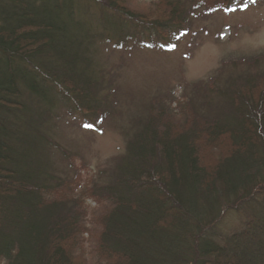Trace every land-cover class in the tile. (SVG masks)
Returning <instances> with one entry per match:
<instances>
[{
    "label": "trees",
    "instance_id": "obj_1",
    "mask_svg": "<svg viewBox=\"0 0 264 264\" xmlns=\"http://www.w3.org/2000/svg\"><path fill=\"white\" fill-rule=\"evenodd\" d=\"M191 1L170 0L168 15L147 19L129 0H0V264H264V72L200 85L187 123L156 106L130 120L124 153L91 189L107 206L97 263L64 175L74 167L59 171L53 159L67 155L54 140L62 111L96 132L115 115L105 49L173 50L205 2ZM202 144L228 151L205 156ZM251 206L244 228L220 230Z\"/></svg>",
    "mask_w": 264,
    "mask_h": 264
},
{
    "label": "rangeland",
    "instance_id": "obj_2",
    "mask_svg": "<svg viewBox=\"0 0 264 264\" xmlns=\"http://www.w3.org/2000/svg\"><path fill=\"white\" fill-rule=\"evenodd\" d=\"M202 1L211 3L212 7L218 3L214 0ZM249 1L245 8L238 0L230 8L235 11L225 7L203 11L206 8L203 2V6L196 10L197 15L181 24L190 32L177 40L169 52L133 43L105 49L102 61L107 66V76L113 78L112 84L117 87V99L113 103L116 106L115 115L103 123L100 132L84 126V119L76 111L69 113L64 110L54 120V140L67 151V155L56 152L53 159L59 171L67 168L69 161L74 167L72 172L68 169L69 172L64 175L71 178L74 187L71 194L83 211V221L87 224L83 246L90 262L97 263L99 260L95 250L94 235L99 229L96 219L107 208L91 194V189L97 182L100 185L107 182V171L124 153L128 131L132 128L130 120L143 118L148 115L150 106H156L164 108L165 114L179 118L183 124L194 112L193 102L200 85L216 87L233 73L235 77L250 73L260 77L258 74L264 72V1L254 4ZM169 2L129 0L127 4L150 19L157 14L168 15ZM191 10L192 7L187 11ZM175 22L173 25L180 24ZM172 31L163 30L162 34L173 40ZM257 80L261 85L264 79ZM113 106L109 105L108 109ZM203 145L201 149L205 156L228 151L223 145L217 150ZM101 173H104L102 177L106 174V178H102ZM78 174L80 177L76 180ZM253 207L229 213L220 223V230L231 232L244 228Z\"/></svg>",
    "mask_w": 264,
    "mask_h": 264
},
{
    "label": "snow or ice",
    "instance_id": "obj_3",
    "mask_svg": "<svg viewBox=\"0 0 264 264\" xmlns=\"http://www.w3.org/2000/svg\"><path fill=\"white\" fill-rule=\"evenodd\" d=\"M252 2L254 3V2H255V0H252ZM243 7H245V8H246V7H247V4H244V5H243ZM230 10H232V11H235L236 9H234V8H233V9H230Z\"/></svg>",
    "mask_w": 264,
    "mask_h": 264
}]
</instances>
